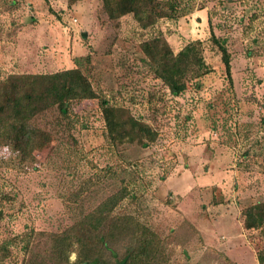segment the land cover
<instances>
[{"label":"rangeland","instance_id":"obj_1","mask_svg":"<svg viewBox=\"0 0 264 264\" xmlns=\"http://www.w3.org/2000/svg\"><path fill=\"white\" fill-rule=\"evenodd\" d=\"M177 11L141 27L132 13L109 18L102 0H0V79L77 67L97 94L35 117L52 139L33 160L0 145V264H74L75 251L54 254L63 234L122 184L128 196L99 229L132 218L154 235L150 264H264V226L243 225L264 200V0H179ZM153 37L174 53L200 40L207 72L172 95L141 48ZM101 100L156 140L113 143ZM130 230L108 239L104 261L140 247Z\"/></svg>","mask_w":264,"mask_h":264},{"label":"trees","instance_id":"obj_2","mask_svg":"<svg viewBox=\"0 0 264 264\" xmlns=\"http://www.w3.org/2000/svg\"><path fill=\"white\" fill-rule=\"evenodd\" d=\"M178 4L179 0H102L109 18L132 13L141 27L154 23L157 18L183 15L186 11L178 12ZM210 37L218 46L226 77L231 83L230 54L212 31ZM200 45V40H192L174 53L164 37H153L143 42L141 48L153 64L157 77L176 96L185 90L187 80L196 79L208 70ZM87 98H97V94L77 67L45 74H10L0 79V145L11 146L21 160H33L34 152L44 148L52 139L49 131L34 123L35 117L54 106L61 115L67 116L72 101ZM100 106L108 137L113 143H136L144 147L156 140L157 131L138 120L128 109L108 105L105 100H101ZM129 192L127 185L122 184L117 192L107 196L93 211L74 223L63 234L54 254L62 255L67 247L77 254L74 264H150L146 245L154 235L135 224L132 218L117 217L105 232L99 229L105 215ZM243 214L245 228L264 226V200L247 207ZM131 225L134 228L130 230ZM129 230L137 234L140 247H129L121 258L111 249V254L116 256L114 261H104L103 248H108V239L124 237ZM73 243L76 247L70 249ZM4 256L5 248L0 246V259Z\"/></svg>","mask_w":264,"mask_h":264}]
</instances>
